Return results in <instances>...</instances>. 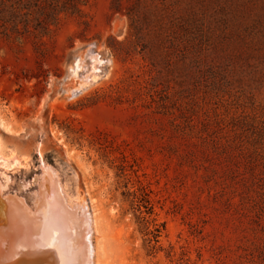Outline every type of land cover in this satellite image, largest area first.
<instances>
[{"label": "rangeland", "instance_id": "374dc122", "mask_svg": "<svg viewBox=\"0 0 264 264\" xmlns=\"http://www.w3.org/2000/svg\"><path fill=\"white\" fill-rule=\"evenodd\" d=\"M0 145L18 160L0 161L5 194L30 203L44 164L86 208L91 264H264V0H85L45 36L0 24Z\"/></svg>", "mask_w": 264, "mask_h": 264}, {"label": "bare ground", "instance_id": "6f19581e", "mask_svg": "<svg viewBox=\"0 0 264 264\" xmlns=\"http://www.w3.org/2000/svg\"><path fill=\"white\" fill-rule=\"evenodd\" d=\"M99 65L96 56L89 57V66L84 69L83 60H79L74 73L78 84L96 74ZM0 155L5 165L18 164L13 153L7 158L0 150ZM40 167L38 191L30 203L18 195L5 194L8 177L3 174L6 183L0 182V264H91L93 249L86 208L68 198L51 167Z\"/></svg>", "mask_w": 264, "mask_h": 264}, {"label": "trees", "instance_id": "16d2710c", "mask_svg": "<svg viewBox=\"0 0 264 264\" xmlns=\"http://www.w3.org/2000/svg\"><path fill=\"white\" fill-rule=\"evenodd\" d=\"M85 0H0V24L17 32L47 35L57 16L63 12L76 13ZM133 30V26H130ZM130 33V36H132ZM121 44V43H120Z\"/></svg>", "mask_w": 264, "mask_h": 264}]
</instances>
